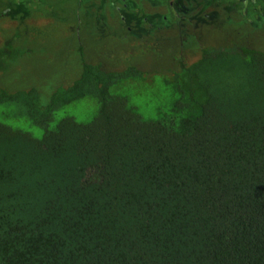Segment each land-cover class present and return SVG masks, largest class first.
Segmentation results:
<instances>
[{
	"label": "trees",
	"instance_id": "16d2710c",
	"mask_svg": "<svg viewBox=\"0 0 264 264\" xmlns=\"http://www.w3.org/2000/svg\"><path fill=\"white\" fill-rule=\"evenodd\" d=\"M0 264H264V50L0 88Z\"/></svg>",
	"mask_w": 264,
	"mask_h": 264
},
{
	"label": "rangeland",
	"instance_id": "374dc122",
	"mask_svg": "<svg viewBox=\"0 0 264 264\" xmlns=\"http://www.w3.org/2000/svg\"><path fill=\"white\" fill-rule=\"evenodd\" d=\"M155 2L0 0V88L36 87L46 99L76 78L82 61L108 70L134 65L166 73L193 62L207 47L239 43L264 50V18L256 22L245 1L208 0L216 11L197 16L194 9L169 14ZM95 111L94 101L83 100L68 113L84 122ZM16 123L41 134L24 118Z\"/></svg>",
	"mask_w": 264,
	"mask_h": 264
},
{
	"label": "flooded vegetation",
	"instance_id": "af4514ba",
	"mask_svg": "<svg viewBox=\"0 0 264 264\" xmlns=\"http://www.w3.org/2000/svg\"><path fill=\"white\" fill-rule=\"evenodd\" d=\"M207 1L208 0H156V2L159 5L161 4L168 7V9H171L168 11L169 14L170 13L173 14L175 13V11L178 10H183V12H187L188 14H190L191 9H194L193 13L195 14L193 15L195 16L199 15L198 13H202L204 9H212L213 11H216V6H213L215 3H212L210 6H207L206 5ZM220 1L221 0H219V2ZM239 1H245V3L248 5L246 6L247 13L250 12V15L253 14L256 22H258L257 19L264 18V0H239ZM127 2L128 0H125V3ZM129 2L133 3L132 1ZM134 2L136 3L137 0H134ZM205 12L203 16L206 18L207 13ZM261 24L264 25V23Z\"/></svg>",
	"mask_w": 264,
	"mask_h": 264
}]
</instances>
